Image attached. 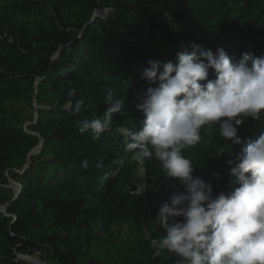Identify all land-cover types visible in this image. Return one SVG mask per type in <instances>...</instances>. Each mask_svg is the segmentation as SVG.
I'll return each instance as SVG.
<instances>
[{"label":"trees","instance_id":"1","mask_svg":"<svg viewBox=\"0 0 264 264\" xmlns=\"http://www.w3.org/2000/svg\"><path fill=\"white\" fill-rule=\"evenodd\" d=\"M9 1L1 7L0 0L1 26H10L6 31L13 36L0 33V264H35L18 254L36 252L58 264H101L91 252L96 229L126 222L145 233L132 264H176L180 258L152 247L151 239L164 235L153 219L177 182L164 176L159 161L144 159L145 191L138 195L130 166L135 152L125 150L130 134L125 139L118 129L142 127L135 103L148 86L140 73L149 59L175 61L180 45L192 41L213 52L223 47L235 60L245 52L264 54V0ZM109 90L125 99L124 109L93 140L79 128L103 116ZM34 97L47 104L29 126L37 135L21 127V114L6 109ZM79 99L85 108L73 115L64 106ZM89 101L94 108H87ZM239 129L241 136L255 137L264 131V117L246 118ZM39 136L40 153L23 168ZM221 145L233 150L216 125H205L201 142L184 150L194 175L211 182L214 194L235 186L224 163L229 157H215ZM14 178L20 184L16 195L8 187Z\"/></svg>","mask_w":264,"mask_h":264},{"label":"clouds","instance_id":"2","mask_svg":"<svg viewBox=\"0 0 264 264\" xmlns=\"http://www.w3.org/2000/svg\"><path fill=\"white\" fill-rule=\"evenodd\" d=\"M140 75L148 86L138 93L135 109L144 119L125 150L159 161L164 176L178 185L153 219L164 235L151 239V246L174 253L180 258L176 264H264V131L239 134L246 118L264 117V54L245 52L235 60L223 47L213 52L192 41L180 45L175 61L149 59ZM69 94L75 97L76 90ZM104 104L103 116L84 120L81 134L98 140L123 111L125 99L109 90ZM68 107L79 115L85 101ZM94 107L89 101L87 108ZM205 125H216L233 148L221 145L215 152L217 158L229 157L224 163L235 178L229 191L214 194L213 184L194 175L196 168L184 155L201 142ZM81 167L86 170L89 161L82 160ZM95 167L102 168L103 160ZM211 175L219 179L221 173Z\"/></svg>","mask_w":264,"mask_h":264},{"label":"rangeland","instance_id":"3","mask_svg":"<svg viewBox=\"0 0 264 264\" xmlns=\"http://www.w3.org/2000/svg\"><path fill=\"white\" fill-rule=\"evenodd\" d=\"M1 3V7H5V5L10 4L11 2L9 0H1ZM1 13H4V10H0V28L2 27L0 29V33L3 32V35H7L13 38L11 31H6V29H10V26H1ZM27 18L33 20L36 19V16L28 15ZM140 27L141 25L137 26L138 29ZM2 29L4 30L2 31ZM45 104V102L38 101L34 97L32 98V100H24L21 102L18 101L10 107H7L6 109L14 110L21 114L24 119L21 127L24 130L37 135V133L34 132V130L29 126L31 124H35L39 119L40 113L47 107V104ZM68 106L69 104H66L64 107L68 108ZM42 126L44 127L45 123H42ZM118 131L124 136L125 139H127L128 135L131 133L129 129L123 126L120 127ZM42 145L43 140L39 136L38 144L30 152L31 155L24 162L22 166L23 168L28 167L32 157L35 159L39 155ZM137 156L138 155L135 153L130 157L132 183L136 189L135 192H139L140 189H145L144 158L141 157L140 159ZM15 169L19 173L22 172V170L17 166ZM8 187L10 188L11 193L16 195L20 189V184L17 178L9 179ZM144 191L141 194H143ZM1 210H3L2 203H0V211ZM96 233V238L90 244L91 252L93 256L100 261L101 264H132L131 260L129 261V259H132L134 257L135 250L142 244L143 236H145V233L138 232V230L134 227V224L131 222L115 225L109 231H101L99 230V228H97ZM147 234L148 232H146V235ZM18 255L20 258L27 259L35 264H58L57 262H48L44 260L40 252H36L34 254Z\"/></svg>","mask_w":264,"mask_h":264},{"label":"bare ground","instance_id":"4","mask_svg":"<svg viewBox=\"0 0 264 264\" xmlns=\"http://www.w3.org/2000/svg\"><path fill=\"white\" fill-rule=\"evenodd\" d=\"M138 158H140L141 159V157H139V156H137ZM137 159V158H136ZM141 165V164H140ZM139 166V165H138ZM141 168V167H140Z\"/></svg>","mask_w":264,"mask_h":264},{"label":"water","instance_id":"5","mask_svg":"<svg viewBox=\"0 0 264 264\" xmlns=\"http://www.w3.org/2000/svg\"><path fill=\"white\" fill-rule=\"evenodd\" d=\"M31 155V153H29L28 157Z\"/></svg>","mask_w":264,"mask_h":264}]
</instances>
